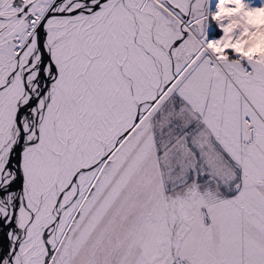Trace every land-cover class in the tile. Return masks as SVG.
<instances>
[{
    "label": "snow or ice",
    "instance_id": "1",
    "mask_svg": "<svg viewBox=\"0 0 264 264\" xmlns=\"http://www.w3.org/2000/svg\"><path fill=\"white\" fill-rule=\"evenodd\" d=\"M256 14L0 0V264H264Z\"/></svg>",
    "mask_w": 264,
    "mask_h": 264
},
{
    "label": "rangeland",
    "instance_id": "2",
    "mask_svg": "<svg viewBox=\"0 0 264 264\" xmlns=\"http://www.w3.org/2000/svg\"><path fill=\"white\" fill-rule=\"evenodd\" d=\"M250 5L252 6H259L260 4L264 3V0H248ZM217 3V0H210L211 10L215 11V4ZM208 34L210 39H218L223 33L221 29L215 24V22H212L209 25L208 28Z\"/></svg>",
    "mask_w": 264,
    "mask_h": 264
},
{
    "label": "clouds",
    "instance_id": "3",
    "mask_svg": "<svg viewBox=\"0 0 264 264\" xmlns=\"http://www.w3.org/2000/svg\"><path fill=\"white\" fill-rule=\"evenodd\" d=\"M252 22L253 23H264V18L260 14H256L255 16L252 17ZM260 50V44L257 43L255 48L252 49V51H259Z\"/></svg>",
    "mask_w": 264,
    "mask_h": 264
}]
</instances>
